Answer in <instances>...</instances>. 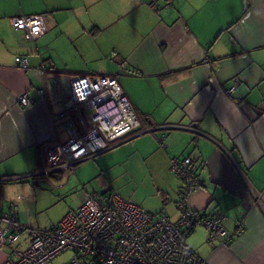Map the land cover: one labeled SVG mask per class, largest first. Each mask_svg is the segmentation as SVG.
Wrapping results in <instances>:
<instances>
[{"label": "crops", "instance_id": "crops-1", "mask_svg": "<svg viewBox=\"0 0 264 264\" xmlns=\"http://www.w3.org/2000/svg\"><path fill=\"white\" fill-rule=\"evenodd\" d=\"M4 1L0 215L16 206L26 230L16 244L0 247V264L9 248L24 247L27 229L37 227L23 222L41 184L29 172L38 166L43 141L68 139L56 124L73 119L72 113L56 116L67 98V77L75 74L113 75L141 123L140 131L102 154L100 165L120 158L129 167L149 169L167 208L178 212L182 181L169 158L190 156L201 184L189 207L224 213L231 238L223 246L196 228L189 246L209 264H264V0H173L168 7L165 0H17L15 7ZM19 13L43 14L44 34L25 41L10 23ZM16 56L26 57L28 67L17 65ZM24 92L34 97L29 107L18 102ZM151 126L166 127L144 131ZM162 133L165 147L158 144ZM63 177L62 171L51 176L59 186ZM243 216L245 229L237 233Z\"/></svg>", "mask_w": 264, "mask_h": 264}, {"label": "built area", "instance_id": "built-area-1", "mask_svg": "<svg viewBox=\"0 0 264 264\" xmlns=\"http://www.w3.org/2000/svg\"><path fill=\"white\" fill-rule=\"evenodd\" d=\"M172 1L165 0L164 6H170ZM150 6L154 8V2ZM10 23L29 42L46 30L41 13L15 14ZM15 62L22 68L28 67L24 56H16ZM67 78V98L56 117L72 113L73 119H63L56 126L66 129L68 139L60 142L53 135L40 144L38 166L29 172L34 178L50 180L53 173L62 171L67 180L75 164L106 151L124 135L141 129L131 102L113 75L75 74ZM234 88L233 84L228 93ZM36 94L43 98L44 88L37 89ZM18 102L29 107L34 97L24 92ZM164 127L151 126L144 131ZM158 144L165 147L164 133L158 137ZM169 166L182 181L176 203L177 220H171L165 211L150 215L115 193L87 194L55 226L27 229V243L22 248H9L2 264H47L64 251L71 253L65 264H209L192 250L187 238L201 225L209 241L228 246L231 236L224 224L225 215L221 211L198 212L189 207L191 193L201 184L197 165L190 156L170 157ZM0 221V247L17 243L26 230L19 221L17 207L11 214L0 215ZM244 229L243 216L236 232Z\"/></svg>", "mask_w": 264, "mask_h": 264}, {"label": "rangeland", "instance_id": "rangeland-1", "mask_svg": "<svg viewBox=\"0 0 264 264\" xmlns=\"http://www.w3.org/2000/svg\"><path fill=\"white\" fill-rule=\"evenodd\" d=\"M13 1L14 7L17 6V0ZM1 3L5 4V1L3 0ZM111 149L75 164L73 173L69 176L70 179H67L66 183H64V177V180H60L64 183L61 186L53 178H50V180L41 179L39 190H37V198L34 204L29 206L28 215L25 212L23 222L42 229L53 227L68 211L77 208L87 194L92 193L95 195L115 193L136 203L149 214L165 211L174 220L173 218L177 217L178 212L175 211L174 206L167 208L168 203L165 204L159 195L157 185H155V175L149 169L129 167L120 158L107 159L105 165H100L102 154ZM80 167L81 170L85 169L83 175L77 173L79 178L82 175V180L75 173ZM196 228H203L207 235V231L203 226L197 225ZM70 257L71 253L64 251L49 264H65Z\"/></svg>", "mask_w": 264, "mask_h": 264}, {"label": "trees", "instance_id": "trees-1", "mask_svg": "<svg viewBox=\"0 0 264 264\" xmlns=\"http://www.w3.org/2000/svg\"><path fill=\"white\" fill-rule=\"evenodd\" d=\"M61 72H62V73H67L68 71H67V70H62ZM37 163H39V159H38ZM1 183H3V182L0 181V184H1Z\"/></svg>", "mask_w": 264, "mask_h": 264}, {"label": "water", "instance_id": "water-1", "mask_svg": "<svg viewBox=\"0 0 264 264\" xmlns=\"http://www.w3.org/2000/svg\"><path fill=\"white\" fill-rule=\"evenodd\" d=\"M81 111H83V108H81Z\"/></svg>", "mask_w": 264, "mask_h": 264}]
</instances>
